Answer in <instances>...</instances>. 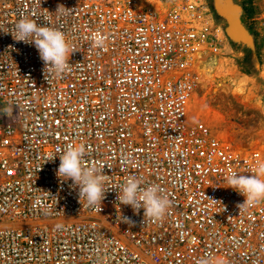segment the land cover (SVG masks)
I'll list each match as a JSON object with an SVG mask.
<instances>
[{
  "label": "built area",
  "instance_id": "1",
  "mask_svg": "<svg viewBox=\"0 0 264 264\" xmlns=\"http://www.w3.org/2000/svg\"><path fill=\"white\" fill-rule=\"evenodd\" d=\"M22 16L64 31L75 51L57 78L34 45L0 31V104L13 108L0 115V264H264V202L240 211L225 179L253 175L264 151L188 118L197 67L223 44L206 1L0 0V28ZM68 144L103 169L100 205L57 176ZM133 176L172 201L162 221L118 203Z\"/></svg>",
  "mask_w": 264,
  "mask_h": 264
},
{
  "label": "rangeland",
  "instance_id": "2",
  "mask_svg": "<svg viewBox=\"0 0 264 264\" xmlns=\"http://www.w3.org/2000/svg\"><path fill=\"white\" fill-rule=\"evenodd\" d=\"M149 1L159 3V0ZM204 1L213 14L223 44L218 56L197 67V84L188 102V118L205 123L216 136L236 149L264 151V0H234L242 6L241 21L253 35V49L245 43L234 44L226 35L225 22L217 18L211 1ZM206 63L213 65L216 76L207 85L199 79L201 66ZM217 81L223 82L224 90L213 97L211 87ZM193 102L199 105L200 111H193ZM0 108H3L1 104Z\"/></svg>",
  "mask_w": 264,
  "mask_h": 264
},
{
  "label": "clouds",
  "instance_id": "3",
  "mask_svg": "<svg viewBox=\"0 0 264 264\" xmlns=\"http://www.w3.org/2000/svg\"><path fill=\"white\" fill-rule=\"evenodd\" d=\"M65 7L58 6L56 12ZM5 34H11L17 43L34 45L39 52L40 59L44 63L45 74H54L59 78L70 70L69 57L75 51L70 44L66 33L49 24L38 25L35 18L22 16L11 31L0 28ZM98 47H103L105 37L97 33L92 37ZM13 108L6 106L0 108V115L11 116ZM86 147L83 144H68L59 154L60 164L57 176L62 180H71L74 186L79 188V199L83 205L95 207L101 204L108 190L105 187L106 175L103 169L95 164L86 166ZM52 156L50 159H54ZM253 175H238L232 171L226 176L227 187L236 190L245 197L243 203L238 204L240 211H247L264 202V160L254 161L251 171ZM117 201L119 204L130 206L134 213L144 210V219L162 221L172 206V201L163 194L156 184L144 186L143 180L137 177H126L117 188ZM214 200V199H212ZM216 201V200H214ZM130 225L134 221L129 217L122 218ZM201 264H212L210 260H204ZM222 264V261H216Z\"/></svg>",
  "mask_w": 264,
  "mask_h": 264
},
{
  "label": "water",
  "instance_id": "4",
  "mask_svg": "<svg viewBox=\"0 0 264 264\" xmlns=\"http://www.w3.org/2000/svg\"><path fill=\"white\" fill-rule=\"evenodd\" d=\"M218 19L225 22L224 31L234 44H246L254 48L253 35L247 26L242 23L243 9L234 0H210ZM231 12V14H230Z\"/></svg>",
  "mask_w": 264,
  "mask_h": 264
},
{
  "label": "bare ground",
  "instance_id": "5",
  "mask_svg": "<svg viewBox=\"0 0 264 264\" xmlns=\"http://www.w3.org/2000/svg\"><path fill=\"white\" fill-rule=\"evenodd\" d=\"M159 2V1H157ZM159 4V3H158ZM231 14V12H230ZM201 70H200V75H199V79L201 80V82L205 85H207L208 83H211L213 80L216 79L215 73H214V69H213V65H210L208 63L203 64V66H201ZM200 82V83H201ZM223 82L221 81H217L215 82L212 87H211V92L213 93V97H215V95H219L224 89H223ZM229 87V86H228ZM230 90V88H229ZM229 94V93H228ZM222 95V94H221ZM225 95V94H224ZM227 95V94H226ZM215 100V99H214ZM192 109L193 111L196 113L199 110V105L196 104L195 102L192 103ZM191 109V110H192Z\"/></svg>",
  "mask_w": 264,
  "mask_h": 264
}]
</instances>
